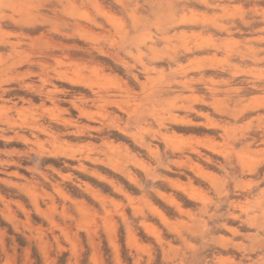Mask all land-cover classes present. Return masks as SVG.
Instances as JSON below:
<instances>
[{
	"label": "rangeland",
	"instance_id": "374dc122",
	"mask_svg": "<svg viewBox=\"0 0 264 264\" xmlns=\"http://www.w3.org/2000/svg\"><path fill=\"white\" fill-rule=\"evenodd\" d=\"M0 264H264V0H0Z\"/></svg>",
	"mask_w": 264,
	"mask_h": 264
}]
</instances>
